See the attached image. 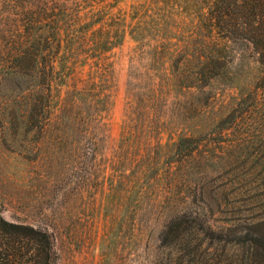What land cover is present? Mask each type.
<instances>
[{
    "label": "trees",
    "instance_id": "obj_1",
    "mask_svg": "<svg viewBox=\"0 0 264 264\" xmlns=\"http://www.w3.org/2000/svg\"><path fill=\"white\" fill-rule=\"evenodd\" d=\"M179 1L144 0L126 14L114 0H0V73L13 76L25 132L53 128L72 135L77 148L100 150L108 141L112 51L131 35L137 44L120 147L145 150L135 184L149 190L165 176L188 190L169 206L159 264H264L261 184L223 176L254 159L243 146L254 145L257 134L264 139V0H189L187 33L201 49L165 50V26L182 13ZM152 41L156 48L144 49ZM237 43L251 47L261 67L254 88L210 132L171 137V152L159 158L169 123L207 106V89L225 75L234 61L227 50ZM233 131L232 141L213 138ZM196 174L217 180L197 192ZM215 212L228 214V224L216 226ZM53 246L48 230L0 214V264H53Z\"/></svg>",
    "mask_w": 264,
    "mask_h": 264
},
{
    "label": "rangeland",
    "instance_id": "obj_2",
    "mask_svg": "<svg viewBox=\"0 0 264 264\" xmlns=\"http://www.w3.org/2000/svg\"><path fill=\"white\" fill-rule=\"evenodd\" d=\"M142 1L114 0L116 11L126 14ZM179 4L182 13L174 17L172 26H165L163 49L200 50L195 37L187 33L191 26L187 20L192 19L193 8L189 0H180ZM202 10L206 12L207 5ZM154 43L144 49H155ZM136 44L127 33L123 45L112 51L111 105L106 117L108 141L96 151L77 148L70 144L72 135L53 128L25 132L20 127L21 111L13 76L3 79L0 73V214L6 220L48 230L54 241L53 264H159L160 235L169 206L188 192L181 181L165 176L149 190L142 182L135 184L136 174L144 168L145 150L139 146L120 147L130 109L126 91L129 57ZM227 51L234 61L225 75L207 89V106L192 118L169 123L159 158L171 152V137H197L210 132L254 88L261 67L254 60L251 47L237 43ZM237 136L238 132L233 131L213 138L228 142ZM259 136L251 147H242L247 157L253 153L254 159L245 168L237 165L233 173L224 171L223 176L225 180L241 177L258 182V193L264 199V139ZM211 169L213 173L217 170ZM200 177L196 174L192 180L197 192L202 191L203 184L217 180L215 175ZM258 210L261 209L255 211ZM228 216L215 212L212 220L216 226H222L228 224Z\"/></svg>",
    "mask_w": 264,
    "mask_h": 264
}]
</instances>
